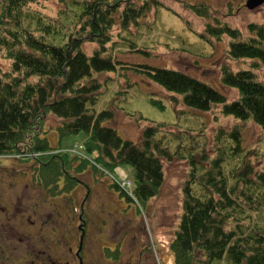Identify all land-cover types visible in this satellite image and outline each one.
<instances>
[{"label":"trees","instance_id":"trees-1","mask_svg":"<svg viewBox=\"0 0 264 264\" xmlns=\"http://www.w3.org/2000/svg\"><path fill=\"white\" fill-rule=\"evenodd\" d=\"M37 1L1 2L0 58L10 62V69L0 71V157L36 161L37 177L52 193L58 186L70 191L82 183L80 175L89 167L96 172L128 165L131 192L120 191L116 182L111 187L144 205L163 184L162 160L170 161L173 154L186 150L170 153L169 145L157 139L163 124L144 128L139 144L124 140L106 124L113 112L94 109L102 82L93 74L115 70L112 57L105 54L112 26L107 15L115 8L105 12L99 3L68 2L67 9L52 19L28 8ZM143 1L149 6V0ZM145 7L125 11L121 27ZM188 7L200 18H210L209 7ZM213 22H206L205 29L217 39L227 35L228 58L253 62L251 69L220 67V81L237 91L235 100L228 101L219 90L187 72L149 65L140 66V72L178 96L167 97L172 106L177 99L201 112L220 106L215 119L221 113L250 120L264 130V79L253 71L264 70V25L249 23L245 37L238 28L216 18ZM85 41L99 48L89 55L82 47ZM149 102L165 109L156 98ZM49 115L58 120L59 139L84 133L83 152L75 149L71 157L69 151L50 146L42 136ZM236 130L228 135L236 144L227 141L228 147L218 150L208 168L200 166L207 160L204 151L198 159L190 153L195 146L189 143L190 171L182 188L180 222L169 246L174 264H264V169L252 166L250 152L241 148Z\"/></svg>","mask_w":264,"mask_h":264},{"label":"rangeland","instance_id":"rangeland-1","mask_svg":"<svg viewBox=\"0 0 264 264\" xmlns=\"http://www.w3.org/2000/svg\"><path fill=\"white\" fill-rule=\"evenodd\" d=\"M68 2L99 3L105 12L115 8L107 15L112 26L107 32L110 41L105 50V54L112 57L115 70L93 74L102 82L98 102L94 106L96 112L111 110L113 119L106 124L114 128L122 139L137 144L144 128L163 124L157 139H163L169 146H162L165 145L170 153L181 148L186 152L173 154L170 161L162 160L163 184L159 193L144 205L111 187V183L116 181L120 191L131 192V168L128 165L114 171L102 168L96 172L89 167L80 175L82 183L72 191L67 192L61 186L60 190L66 197H74L71 202L75 223L79 220L85 197L89 195L87 202L92 210H96L92 213L85 208V217L93 219L97 235L104 241L109 240L108 246L121 242L125 253L119 264H126L131 258L132 248L145 243L151 244V259L156 264H174L169 246L180 222L182 188L190 171L189 155L194 154L199 159L204 151L207 160L200 166L208 168V163L218 154V150L228 147L227 141L233 143L228 135L236 128L241 148L250 152L248 158L252 160V166L261 170L264 169V130L250 120L243 122L221 113L215 119L220 106L201 112L186 108L177 99L173 107L167 97L178 96L149 80L147 75L140 72V66L187 72L219 90L228 101L235 100L237 91L220 81V67L227 64L235 71L251 69L253 62L229 59L227 35L217 39L205 29V23L213 24L216 18L221 23L238 28L248 37L246 26L249 23L264 25V3L249 10L245 7L247 0H149V6L143 0H38L28 8L56 19L58 11L67 9ZM143 5L146 7L137 18L122 28L124 12H135ZM190 5L209 7L210 14L207 15L210 18H200L188 7ZM82 47L89 55L99 48L88 41ZM9 69L10 62L0 58V71L7 72ZM253 71L263 81V68ZM153 98L161 101L165 109L152 105L149 100ZM57 123L55 116H47L42 136L48 139L50 146L69 151L71 157V152H83L80 146L84 133L59 139L55 130ZM189 143L195 146L191 154ZM37 170L34 160L0 157V234L4 235V230L9 232L13 228H21L22 222L29 223V218L26 220V214L20 213V208L36 201L40 204V173L38 175ZM26 211L27 214L31 212L30 209ZM125 232L126 241L122 240ZM2 237L0 235V239ZM11 243L21 247L17 238Z\"/></svg>","mask_w":264,"mask_h":264},{"label":"flooded vegetation","instance_id":"flooded-vegetation-1","mask_svg":"<svg viewBox=\"0 0 264 264\" xmlns=\"http://www.w3.org/2000/svg\"><path fill=\"white\" fill-rule=\"evenodd\" d=\"M38 187L40 204L36 201L20 208V213L26 214L29 223L22 222L21 228H13L9 232L4 230V235L0 234L3 236L0 239V264L120 263L125 253L121 242H113L112 246H108L109 240L104 241L97 235L93 219L85 217V208L92 213L96 210H92L87 202L89 195L85 197L76 224L71 202L73 195L66 197L63 191L57 192L60 186L53 193L46 190L41 182ZM27 209L31 210L30 214H27ZM126 234L122 238L124 241ZM14 238H17L21 247L11 243ZM132 249L131 258L126 264H156L151 259L150 243L138 244Z\"/></svg>","mask_w":264,"mask_h":264},{"label":"water","instance_id":"water-1","mask_svg":"<svg viewBox=\"0 0 264 264\" xmlns=\"http://www.w3.org/2000/svg\"><path fill=\"white\" fill-rule=\"evenodd\" d=\"M263 3H264V0H247L245 7L249 10H252L262 5Z\"/></svg>","mask_w":264,"mask_h":264}]
</instances>
